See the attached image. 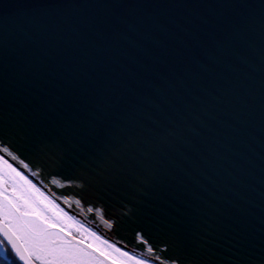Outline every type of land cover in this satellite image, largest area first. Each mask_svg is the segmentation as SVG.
<instances>
[{"label":"water","instance_id":"obj_1","mask_svg":"<svg viewBox=\"0 0 264 264\" xmlns=\"http://www.w3.org/2000/svg\"><path fill=\"white\" fill-rule=\"evenodd\" d=\"M5 147L155 264H264V0H0Z\"/></svg>","mask_w":264,"mask_h":264},{"label":"snow or ice","instance_id":"obj_2","mask_svg":"<svg viewBox=\"0 0 264 264\" xmlns=\"http://www.w3.org/2000/svg\"><path fill=\"white\" fill-rule=\"evenodd\" d=\"M0 151L11 155L6 147ZM72 229L87 236L78 239ZM0 237V255L6 264H150L148 259L130 255L84 229L3 156ZM89 238L99 244L86 243Z\"/></svg>","mask_w":264,"mask_h":264},{"label":"rangeland","instance_id":"obj_3","mask_svg":"<svg viewBox=\"0 0 264 264\" xmlns=\"http://www.w3.org/2000/svg\"><path fill=\"white\" fill-rule=\"evenodd\" d=\"M0 156H3L4 159L8 160V162H9L14 168H16L19 172H21L24 176H26V177L28 178V180H30V181L32 182V184L36 185L37 188H39L42 192H44L45 195L48 194V193H47V192H46V191H45V190H44V189H43V188H42V187H41V186H40L35 180H33V179L30 178L26 173H24L22 170H20V169H19L15 164H13L8 158H6V157H5L4 155H2L1 153H0ZM47 196H49L51 199H53L49 194H48ZM53 200L55 201L56 204L59 205V207H60L61 209L64 210V212H66L69 216L73 217L75 221H78L79 224L82 225L84 229H88L90 232H94V233H96V235H97L98 237H100L101 240H103V241H107L108 244L115 245V247L120 248L122 251H126V252H128L130 255L138 256V255H136V254H133V253H131V252H129V251H127V250L121 248L120 246H118V245H117L116 243H114L113 241H111V240L105 238L104 236H102L101 234H99L98 232H96L94 229H92L91 227H89L86 223H84V222H82L81 220H79V219H77L76 217H74V216H73V215H72V214H71L66 208H64L61 204H59L55 199H53ZM72 232H73V235L76 236V237L79 238V239L84 238V237L87 236V233H84L83 236H82L81 233L77 232L75 229H72ZM85 242H87V243H96V244H99V241H93L91 238L86 239ZM138 257H140V256H138ZM140 258H142V257H140ZM143 259H145V258H143ZM151 263H152V264H155V263H153V262L150 261V264H151Z\"/></svg>","mask_w":264,"mask_h":264},{"label":"trees","instance_id":"obj_4","mask_svg":"<svg viewBox=\"0 0 264 264\" xmlns=\"http://www.w3.org/2000/svg\"><path fill=\"white\" fill-rule=\"evenodd\" d=\"M9 260H11V257H9ZM0 264H6V262L4 261L3 255H0Z\"/></svg>","mask_w":264,"mask_h":264},{"label":"flooded vegetation","instance_id":"obj_5","mask_svg":"<svg viewBox=\"0 0 264 264\" xmlns=\"http://www.w3.org/2000/svg\"><path fill=\"white\" fill-rule=\"evenodd\" d=\"M79 239V238H78Z\"/></svg>","mask_w":264,"mask_h":264}]
</instances>
